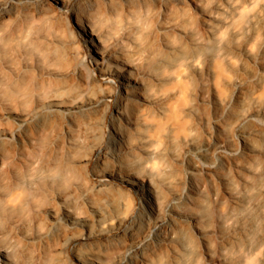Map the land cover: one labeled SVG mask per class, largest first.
<instances>
[{
  "label": "bare ground",
  "instance_id": "bare-ground-1",
  "mask_svg": "<svg viewBox=\"0 0 264 264\" xmlns=\"http://www.w3.org/2000/svg\"><path fill=\"white\" fill-rule=\"evenodd\" d=\"M50 1L0 0V264H264V0Z\"/></svg>",
  "mask_w": 264,
  "mask_h": 264
},
{
  "label": "rangeland",
  "instance_id": "rangeland-1",
  "mask_svg": "<svg viewBox=\"0 0 264 264\" xmlns=\"http://www.w3.org/2000/svg\"><path fill=\"white\" fill-rule=\"evenodd\" d=\"M51 1H50V3L52 5V7H53L52 13H50V17L51 18L49 17V20H47V21L44 20L43 22L37 23L38 26H35L34 33L36 35H43V34L49 32V31H52L54 28H56L55 27V25H56L57 27H59V29L61 31H63V32L67 31L68 33L66 32V35H68L70 37L74 36L75 34H77V30L75 28L72 16L70 15L68 9L62 3H58V2H56L54 0H51ZM54 8H56V9H54ZM55 10L57 12H55ZM59 21H61V22H59ZM53 23H54V25H53ZM38 33H40V34H38Z\"/></svg>",
  "mask_w": 264,
  "mask_h": 264
}]
</instances>
